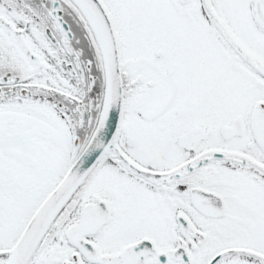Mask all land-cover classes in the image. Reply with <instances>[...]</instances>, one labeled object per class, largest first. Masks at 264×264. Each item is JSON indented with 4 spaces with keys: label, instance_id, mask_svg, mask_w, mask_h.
I'll use <instances>...</instances> for the list:
<instances>
[{
    "label": "snow or ice",
    "instance_id": "snow-or-ice-1",
    "mask_svg": "<svg viewBox=\"0 0 264 264\" xmlns=\"http://www.w3.org/2000/svg\"><path fill=\"white\" fill-rule=\"evenodd\" d=\"M0 264H264V0H0Z\"/></svg>",
    "mask_w": 264,
    "mask_h": 264
}]
</instances>
